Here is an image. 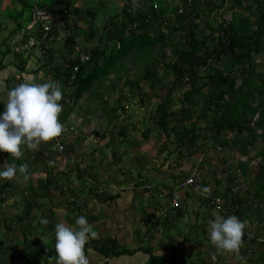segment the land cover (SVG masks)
Masks as SVG:
<instances>
[{
    "label": "trees",
    "instance_id": "obj_1",
    "mask_svg": "<svg viewBox=\"0 0 264 264\" xmlns=\"http://www.w3.org/2000/svg\"><path fill=\"white\" fill-rule=\"evenodd\" d=\"M52 1L34 2V8L47 10L51 20L48 27L45 26L46 21L31 19L30 14L34 9L30 7L29 0H22L18 10H11L9 18L12 19L13 26L4 40L9 42L17 33H22L17 47L14 44L10 48L6 41L1 45L4 47L1 55L12 53L14 59H17L18 78L12 77L8 90L26 80L32 73H26L25 67L29 65L26 58L31 57L34 51L42 55V62L44 58L47 60L39 68L52 65L50 75L62 86L61 121L73 111L75 103L85 92L91 89L95 92L96 89L91 88L94 82L108 75H113L115 80L109 82L106 94L94 93L97 100L102 102L108 101V95L115 94L117 89H125L128 95L119 97L120 105L121 101L132 99L136 95L139 105L146 107L148 101L154 98L159 100L158 93L154 95L158 92L154 91L155 87L160 91L167 90L153 115H149L150 118L146 120L143 131L137 133L136 127L132 126L135 131L134 139L141 145L130 148L131 155L140 153L143 145L158 142L163 135L160 150L167 157L171 154L176 156L175 161H179L176 165L181 172L178 177L171 176L167 183L161 182L155 191L151 189L148 192L150 186L145 185V192L157 193L164 199L163 206L159 204L158 209H154V214L144 220L149 224L147 236L153 238L156 232H164L162 240L169 244L178 234L185 241L200 236L201 240L212 244L207 225L215 217H205L203 212H208L209 209L225 217L234 214L246 221V214L256 204L257 207L261 204L262 208L255 210L257 214L254 226L257 232L264 231V42L261 41L264 38V17L260 16L253 21H249L247 16L239 18L241 10L250 12L254 4L264 5V0H247L248 6H243L245 0H173L178 4L171 5H163L159 0H123L117 7V13L113 15L103 12L109 0L102 1L97 11L86 9L92 3L89 0H75V6H70L71 0ZM134 1L138 6L132 4ZM11 3L16 4V0H11ZM225 4H228L226 9L235 8L230 22L218 25L202 19L201 15L205 12L209 14L212 10L223 8ZM64 6L69 8L64 9ZM99 13L101 16L95 20ZM171 15L174 16L173 19ZM69 17H75L77 22L84 20V29L76 31L74 37L69 33L62 43V49L55 54L52 48L46 49L45 44L53 43L59 38L60 31L66 29ZM98 19L99 23L95 24ZM24 20L30 24L25 33L22 27ZM91 20L94 24H91ZM56 23L61 24V29H56ZM2 24L0 22V30ZM130 53H133L132 61L125 68L122 62ZM23 54L27 57L23 58ZM82 57L86 59L81 60ZM131 72L139 74L130 79ZM169 73L173 75V81H168ZM70 77L74 79L69 86ZM238 78L241 80L237 83ZM71 87L72 92L68 94ZM175 91L178 92L176 97L173 96ZM122 110H125V106ZM103 112L107 110L104 109ZM115 112L113 110L112 115L109 114V120H106L108 124L112 123L110 117H114ZM151 119L159 130L154 131L147 123ZM200 123L206 125V128ZM119 129L118 133L110 132L112 143L115 137L126 136L127 125L120 126ZM222 133L231 134L232 137H222ZM95 135L100 133L95 131ZM150 138L152 141H149ZM214 140L218 141L219 148L232 149L240 157L248 156L247 147L253 146L255 142L260 144L258 148L252 147L255 150V164L250 170L256 175L251 182L254 184L253 191L250 192V187H245L233 195L231 189L234 184L228 183L233 177H227L224 187L221 186L220 179L214 178V191L203 192L210 181L196 177V169L192 171L190 168L192 165L197 169L201 167L190 158L194 153L205 149L209 141ZM39 152L41 151L36 150L30 155L35 157ZM5 157L7 161L15 158L8 152L3 154V159ZM141 158L145 159L143 156ZM160 165L162 168L163 164ZM75 166L78 172L84 170ZM237 167L243 177H237L239 181L236 185L240 186L247 182L244 175L246 176L248 167L242 162ZM143 172L153 175L156 173L148 165L143 166ZM211 174L215 176L214 171ZM190 176L196 187L185 184ZM218 187H222L223 191L219 192ZM160 211L166 215L161 218L156 216ZM192 216L200 218L202 223L199 226L191 223ZM182 224L185 228L183 232ZM258 236L251 239V244L258 242L264 248V236ZM48 248L43 247L46 251ZM105 251L118 257L121 252L131 254L135 250L123 249L119 252L117 247H109ZM139 251L147 257L146 264H163L162 258L155 256L150 246L142 245ZM218 256L220 258L221 252H218ZM171 259H174V254ZM48 260L49 257L45 262Z\"/></svg>",
    "mask_w": 264,
    "mask_h": 264
},
{
    "label": "crops",
    "instance_id": "obj_2",
    "mask_svg": "<svg viewBox=\"0 0 264 264\" xmlns=\"http://www.w3.org/2000/svg\"><path fill=\"white\" fill-rule=\"evenodd\" d=\"M8 1L9 0H0V22L3 23L1 26L2 30H0V100L6 99L5 95L12 77L18 78V69L16 67L17 59H14L12 53L5 56L1 55V51L4 48L1 47V45L5 43L6 40L4 39L7 38L13 26L12 19L9 18L12 15L11 10H18L21 7L22 0H16V4L10 2L7 6L6 3ZM38 1L41 2L42 0ZM74 1L71 2L73 6H75ZM34 2L35 0H29V5L32 9H34ZM52 2L54 3V0ZM61 7L62 5L60 8ZM67 8L69 7L64 6V9ZM23 22L25 23L26 20ZM29 26L30 24L28 23H26L25 26L22 25L25 31L29 29ZM26 32H28V30ZM21 33L22 32H20V34ZM20 34L17 33L9 42L6 41V44L11 48L15 43V47H17L21 38ZM45 48H48L47 43L45 44ZM32 54L33 58L31 64L27 65L25 70L26 73L32 72L28 77H32L36 82H40L39 79L43 77L45 74L44 72H50L53 67L48 64L45 67L39 68L41 64L46 63V58H44L42 62L40 59L42 55L36 53V51L32 52ZM47 58H49V56H47ZM37 69H39V71ZM2 110L3 106L0 105V111ZM69 136V132L65 133V138ZM90 136H93V140L104 138L101 133L100 135H95V132L90 133ZM132 137H134V135ZM83 141L82 139L81 145L85 143ZM81 145H67L69 148L61 151L59 154H56L50 149L46 150V148L50 146V142L41 143V148L39 146L38 149L32 151L26 149V145H22L23 156L20 158H12V163L17 166L21 163H27L29 166L26 173H20L18 178V180H22L23 186L27 188L26 192L22 191L23 194L28 195L30 198L38 199V195H42L43 192L58 191L62 199L68 197L67 202L69 206H66L65 211H62V205L59 201L58 204L50 210L48 208L44 209L46 208L45 206L41 207L42 199H40V201H30V203L23 207L18 205L14 199L2 202L5 206H3L1 210L3 216L0 217V264H49V260L47 262H45V260L48 257L55 256V224L65 222L66 224L75 226V222H73L71 218V214L73 213L69 208L71 205H75L76 213L79 216H86L98 232V236L91 239L89 244L86 245V251L88 247L91 248V252H87L89 264H146L147 257L142 251H139V248L142 246L139 242H142L143 246L149 244L152 253L155 256H160L163 264H200L195 261L202 260L203 258L201 257H196L195 255L194 259L187 256L185 257L184 251L188 247L187 243L189 239L185 241L181 239L182 237L179 238V234L174 237L171 244L164 242L162 249H153V238L147 236L149 224L144 221L143 226H141L138 219L140 216L142 217L140 209L146 213L149 212L147 217L154 214V211L150 209L149 206H144L149 203L148 197L151 194L145 193L144 189L146 184L142 183L144 178L138 180L140 177L139 173L143 171L140 157L138 158V162L137 160L132 162L130 158L126 165H121L119 167L120 170L116 172L118 173L117 176L109 173L114 180L113 183H110L105 177L97 179L91 175V163L89 159L84 156L90 152L88 151L87 153L84 149L87 145ZM36 150H40V154L36 153L35 157L30 155ZM117 150L119 151V149ZM127 150L129 151V149ZM115 155L117 154L112 153V156ZM71 158H75L76 163H72ZM6 159L5 157L3 164L11 162ZM63 161L64 163H61ZM75 165H77V168L79 165L84 166V170L77 173L78 171ZM133 170L138 171L139 177L133 174ZM72 173H74L75 178L71 177ZM41 176H46L44 181L41 179ZM61 177H66L68 179L69 187H65L63 181L59 180ZM134 177L136 179H134ZM11 180H4V183L7 184L6 194L14 192L13 181L15 180ZM47 181L49 182L47 183ZM87 181L94 182L95 187L89 186ZM148 192H151V187ZM164 215H166L165 212L160 211L156 216L161 218ZM45 219L48 221L47 224L43 223ZM140 234L146 239H139ZM135 239L137 240L136 243ZM45 245L49 247V250L46 251L43 249ZM213 246L215 245L210 244L207 247L214 248ZM109 247H117V251L119 252L123 251V249L135 251H132L133 253L131 254H124L121 252L120 256L115 257L114 254L105 251L109 249ZM189 249L191 250L190 247ZM216 250L217 248L215 251ZM218 252H221L222 256L225 255L224 251L217 250V252H215L216 256H218ZM173 254L174 259L177 258L176 263L175 260H170ZM189 259L194 262H189ZM219 259L220 258L213 261L216 264H222L217 262ZM213 261H211V264H213ZM255 261L256 258L254 255L252 257L243 255L233 264H255ZM262 261L261 259L259 264H261ZM201 262L203 263V261Z\"/></svg>",
    "mask_w": 264,
    "mask_h": 264
},
{
    "label": "rangeland",
    "instance_id": "obj_3",
    "mask_svg": "<svg viewBox=\"0 0 264 264\" xmlns=\"http://www.w3.org/2000/svg\"><path fill=\"white\" fill-rule=\"evenodd\" d=\"M71 1L73 2L74 0H71ZM89 1H91L92 3L88 5L86 9H90L92 11L95 9L97 11L102 1L107 2V0H89ZM159 1L163 5L164 4L166 5L178 4L176 3V1H173V0H159ZM10 2L11 0H9L6 3L7 6H8V3ZM66 2H70V0H66ZM122 2L123 0H109V3H107V5L105 6V9L103 12L108 13L109 15L116 14L117 11L119 10L117 7H119L122 4ZM74 3L76 4V1H74ZM113 3H115V5L117 6L115 7ZM70 4H71L70 6H73L72 3ZM132 4L138 6V3L136 1L132 2ZM248 5H249V2L247 0L243 1V6H248ZM227 6L228 4H225L223 8H219L218 10H212V12L209 14L205 12V14H202L201 17L202 19H205V21L207 20L210 23L213 22V24H218V25L221 22L223 23L230 22L232 19L231 17L232 12H235V8L226 9L225 7ZM71 13L75 14L74 11H72ZM239 13H240L239 14L240 19H243L242 17L247 16L249 18V21H253L255 18H258L260 16L264 17V5H262V3L261 5L254 4L251 7L250 12L248 10L243 9ZM100 16L101 14L99 13L95 17V20ZM173 18L174 16L171 15V19ZM99 21L100 20L98 19L95 22V24H98ZM90 22L91 24H94L92 20ZM25 24L26 23H23V26H25ZM84 24H85L84 20L77 22V20H75V17H69L68 24L65 27L66 29L60 31L59 38H56L53 43L47 44V47H48L47 49L52 48L54 50V53L57 54L58 50L62 49L63 47L62 43L64 39L67 37V35L70 33L74 37L77 34L76 31L78 32L79 29H84L83 28L85 26ZM201 26L203 29H205L203 24H201ZM61 27L62 26L60 23H56V29H61ZM202 28L199 29V32H201ZM23 32L25 33L26 31L24 30ZM85 32H87V30H85ZM261 41L263 43L264 38L261 39ZM22 57L26 58L27 56L25 57V54H23ZM32 58H33L32 56L26 58L28 60L27 62L28 64H31ZM132 58H133V53H130L127 59H125L122 62V65L125 66V68H127L130 65V62L132 61ZM44 73L45 74L43 75V77L39 79L40 82H45L47 80H53V81L55 80L53 77H51L50 72H44ZM138 74L139 73L131 72L129 75V78L132 79L134 78V76H137ZM117 76H118V73H116L115 77ZM167 79L168 81H173L174 77L172 74L169 73L167 76ZM112 80H115L114 76L108 75L106 78L100 79L99 81L94 82L91 88H95L96 89L95 92L92 91V89L85 92L82 95V97L75 103L73 111L66 115L65 117L66 121H64L63 123L64 132L62 131V134H61V147H62L61 149L66 150L67 148H69L67 147V145L76 146L77 144L78 146H80L81 140L83 139L84 140L83 142H85L83 143V145H87L86 148H84L85 151L87 153L88 151L90 152L89 154H86V155L83 154V155L87 157L91 163L90 164L91 175L97 179H100L101 177H105L108 179L110 183H113L114 180L110 176L109 173L117 176L118 173L116 172L120 170L119 167L121 165L123 166L126 165L130 158L132 159L131 160L132 162H135V160H138L139 157L141 158L143 156L145 159L141 158L140 163L144 167H146L147 165L150 166V168H152L153 171H155L156 173L154 175L153 174L148 175L147 172L141 171L139 173L140 174V177H139L137 173L138 171L133 170L132 172L133 174H136L139 177L138 180L144 178L142 183L150 186L152 191H155L154 188L157 187V185H159L161 182L167 183L168 181H170L169 178L171 176L178 177L179 174L181 173L179 172L180 170H178L179 166L177 167L176 165L179 162V161H175L176 156L171 154L169 157H167L166 153H162L163 151L160 150V148L162 147V140L164 139L163 135H162V138L158 142H155L153 144L151 143L149 145H143L142 147H140L142 151L140 153L138 152L135 156L131 155L130 151H128L127 149L132 148V146L134 147V145L135 146L141 145L138 141L134 139V137H132L135 133V131H133V127H136L137 133H140L143 131V129L145 128L146 120L150 118L149 115H153L157 107V104L167 94V90L160 91V89H157V87H155L154 91H158V92H155L154 95L158 93L157 98H159V100L154 98V100L148 101L146 104V107H142L139 105L138 98L136 95L135 97L133 96L132 99L130 98L126 101H121V105H120L118 102L119 97H126L128 95V93L125 92V89L123 91H121L120 89H117L115 94H112V95L109 94L108 101L106 100L105 102H102L101 100H97L96 98L97 96H95V94H98V93L106 94V88L108 87L109 82ZM240 80L241 78H238L237 83ZM99 90L101 91L99 92ZM69 93H70V90H68V94ZM176 95H178L177 91L173 93V96L176 97ZM123 106H125V110H122ZM171 108L173 110V106H171ZM104 109H106L107 112H103ZM113 110H116V112L114 114V117L112 118L110 117L112 123L108 124L106 120H109L108 116L112 115ZM147 123L151 125L154 131L159 130V128L154 124L152 119L149 120ZM200 124L202 127L206 128V125H204L203 123H200ZM125 125H127L126 136L124 138L115 137L112 143L109 133L110 132L118 133L120 131L119 127L125 126ZM95 131H98L99 133H101L102 136H104V138H100L99 140H93L92 138L93 136L91 137L90 133H93ZM68 132L70 136L65 138V133H68ZM224 136H226L227 138L232 137L231 134L222 133V137ZM149 141H152L151 138L149 139ZM217 143L218 141H215V140L209 141L205 149H203L201 152L194 153L190 159L192 160L193 158L194 161L192 160V162L193 163L197 162L200 165L201 169H197L195 165H192V166L190 165L191 166L190 169L192 171L196 169L195 170L196 177H199L200 180L205 179L208 181L209 179L210 182L207 183L206 187L209 189V191H214V188H215L214 183H213L214 178L218 180L220 179L219 181H221L222 187L225 186L226 184L225 181L227 177H230V178L233 177L231 182H228L229 185L236 184V182L238 184L237 177L239 176L240 179L241 178L243 179V177L241 175V171L240 170L238 171L237 166L239 162L245 163L248 169L246 170L247 174L246 176L244 175V177L246 181L249 182V184L245 182L243 185H240V189L245 188V187H250V192L253 191L254 184L251 182L255 179L256 175L255 173H253L252 170H250V168L253 167L252 165L255 164V161L253 160L255 150L252 147L258 148L260 144L258 142H255L253 146L247 147L248 156L240 157L232 149H225L223 147L219 148L217 146ZM25 148L30 151L34 150L28 147H25ZM117 149H119V151ZM170 149H172V147H170ZM53 152H55L56 154H59V152H56V151H53ZM112 153H116L117 155L112 156ZM3 154L0 156V164H3V161H4ZM158 154H161V156ZM162 160H165L164 161L165 163ZM61 163H64V161ZM160 164H163L162 168H160L161 167ZM83 167L80 169H83ZM133 169H134V166H133ZM213 171L215 172V176H212L211 174ZM41 177L43 181L46 178V176L45 177L41 176ZM71 177L75 178L74 173L71 174ZM18 178L12 179V180H15L13 181L14 182V186H13L14 192H9L7 194H6L7 184L4 183L5 182L4 180L0 179V217L3 216L1 214V210L3 206H5V204L2 202L7 201L9 199L11 200L14 199L18 203V205H20L21 207L30 203V201H33V200L40 201V199H42L41 207H44V206L46 207L44 209L48 208L50 210L51 208L55 207L56 204H58V201L62 205L61 206L62 211H65L66 209L65 207L69 206L67 202L68 197L62 199L58 191L57 192L55 191L54 192L53 191L43 192L42 195H38V199L30 198L28 195L23 194L22 191L26 192L27 188L23 186L22 180L21 179L18 180ZM134 179L136 178L134 177ZM59 180L63 181L65 187L68 186L69 181L66 177H61ZM87 183L89 186L95 187L94 182L87 181ZM222 187H218L219 192L223 191ZM162 190L165 191L163 188ZM148 199H149V203L144 206H147V207L149 206L150 209H152L153 211L155 208H157L158 204H160L161 206H163L164 204V199L160 198L159 194L157 193H154V194L151 193ZM259 207L262 208V205L260 204L258 207H257V204L254 205L252 207L253 210L249 211V213L246 214L247 219L245 221L246 222V227L244 230L245 234L242 238V244L239 249V252L238 253L237 252H224L225 255L220 256V259L217 261L218 263L233 264L238 258H241L243 255L250 256V257L254 255V257L256 258L255 264H259L261 262V259L263 260L261 264H264V248L260 246L258 242H256L255 244L253 242L252 244H254V246L251 244V239L253 237H259L258 235L264 236V231L257 232L254 226L255 222H253L257 214L255 210L256 208H259ZM69 208H70V211L73 213L71 214L72 221L75 222L76 217L79 216L75 211L76 206L71 205ZM140 211L142 212V217L140 216L138 219H139V224L141 223V226H143L144 220L148 216L149 212L146 213L145 211H142V209H140ZM262 213H263L262 217H264V212ZM203 214L205 215V217H209V216L215 217L216 215H219L216 212L210 211L209 209H208V212L205 211L203 212ZM203 214H200V215L203 217ZM191 218H193L191 219V223H194L197 226H199L202 223V220H200V218L196 219L193 216ZM260 227H263V225H260ZM184 230L185 228L183 227V224H182L181 232H183ZM163 233L164 232L162 233L156 232L157 235L153 236V239H152L153 249L160 250L163 248V245H164L163 243L165 242L164 240H162ZM139 239L145 240L146 238H144L142 234H140ZM136 242L137 240L135 239V243ZM139 243L140 245H143L142 242H139ZM146 245L150 246L149 244H146ZM209 245L210 244H208L207 242L201 240L200 236H197V238H194V239L190 238L187 243L188 247L184 251L185 257L187 256L189 258L194 259V255H195L196 257L203 258L202 260H196L195 261L196 263L211 264V261L217 260L219 256H216V253H215L217 252V250L215 251L216 247L213 246L214 248H208L207 246ZM189 247L191 248V250L189 249ZM173 260H175V263L177 262V258ZM188 261L194 262V261H191L190 259ZM201 261H203V263ZM213 264H216V263L213 261Z\"/></svg>",
    "mask_w": 264,
    "mask_h": 264
},
{
    "label": "clouds",
    "instance_id": "obj_4",
    "mask_svg": "<svg viewBox=\"0 0 264 264\" xmlns=\"http://www.w3.org/2000/svg\"><path fill=\"white\" fill-rule=\"evenodd\" d=\"M62 96V86L56 80L36 82L28 77L11 87L5 95L6 99L0 100L3 106L0 111V152H8L11 157L20 158L23 156L22 145L38 149L41 143L59 137L65 121H61ZM71 162L76 163L75 158H71ZM28 167L27 163L19 166L12 162L0 164V179L18 178L20 173H26ZM82 167L79 165L78 168ZM190 179L193 180L192 186L196 187L192 176ZM236 184L231 189L233 195L240 189ZM208 191L207 187L203 189V192ZM43 223L47 224V219ZM245 227L246 222L234 214L227 217L216 215L208 221L209 240L217 250L238 253ZM97 236L94 225L84 215L76 217L75 226L65 222L56 223L55 256L49 258V264H89L87 252H91V248L88 247L86 251V245Z\"/></svg>",
    "mask_w": 264,
    "mask_h": 264
},
{
    "label": "built area",
    "instance_id": "obj_5",
    "mask_svg": "<svg viewBox=\"0 0 264 264\" xmlns=\"http://www.w3.org/2000/svg\"><path fill=\"white\" fill-rule=\"evenodd\" d=\"M31 19H38V21H46L45 22V26L48 27L51 25V20H50V16L47 14V10H39L34 8V10L31 12ZM86 57H82L81 60H85ZM76 70V68L74 69ZM73 77H70V80L68 81V85L70 86L71 81L73 80ZM50 142V146L48 148H46V150H51V151H56V152H61L63 151L61 148V135L59 137H57L56 139L49 141ZM41 148V146H40ZM2 153L5 152H0V156ZM185 184H193V180L192 179H188ZM173 205H175V202H173Z\"/></svg>",
    "mask_w": 264,
    "mask_h": 264
}]
</instances>
